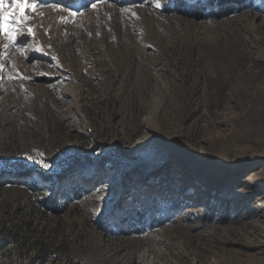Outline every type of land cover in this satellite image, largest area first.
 Masks as SVG:
<instances>
[{
    "label": "rangeland",
    "instance_id": "1",
    "mask_svg": "<svg viewBox=\"0 0 264 264\" xmlns=\"http://www.w3.org/2000/svg\"><path fill=\"white\" fill-rule=\"evenodd\" d=\"M220 1L35 0L0 36V264H264V158L234 153L264 0Z\"/></svg>",
    "mask_w": 264,
    "mask_h": 264
},
{
    "label": "snow or ice",
    "instance_id": "2",
    "mask_svg": "<svg viewBox=\"0 0 264 264\" xmlns=\"http://www.w3.org/2000/svg\"><path fill=\"white\" fill-rule=\"evenodd\" d=\"M10 4V9L4 7L5 3ZM38 5L35 0H0V36H5L7 40L14 47H19L17 45V29L22 26L23 22L27 21L29 17L25 15L26 11H35ZM95 8V4L92 5ZM156 7H160L157 2ZM28 34L32 33V29L29 27L27 29ZM8 47V45H4ZM39 51V49H37ZM4 65H0V69H3ZM23 78V77H22ZM27 159H31L28 157ZM41 166L45 169L49 168L46 161H39Z\"/></svg>",
    "mask_w": 264,
    "mask_h": 264
},
{
    "label": "bare ground",
    "instance_id": "3",
    "mask_svg": "<svg viewBox=\"0 0 264 264\" xmlns=\"http://www.w3.org/2000/svg\"><path fill=\"white\" fill-rule=\"evenodd\" d=\"M215 68V67H214ZM262 83H264V81L262 82ZM251 86V85H250ZM260 88H261V90L263 91V94H264V86H260ZM238 90H236V92H237ZM243 102V101H242ZM260 108H262V110L264 111V105H261L260 106ZM232 117V116H231ZM251 120V119H250ZM262 121V120H261ZM232 123V122H231ZM237 125V124H236ZM253 134H255V133H253ZM244 136V135H243ZM251 136V135H250ZM233 137H235V136H233ZM253 137V136H252ZM242 138V137H241ZM233 141V140H232ZM228 142V141H227ZM243 142V141H242ZM251 142V141H250ZM253 142H255L254 140H253ZM233 143V142H232ZM235 143V142H234ZM257 144H259V145H249V144H246L245 146H243L242 148H237L235 151H234V153H235V155L236 156H240V155H245V154H250V155H253V158H257V159H259V158H264V140H262V143H257ZM227 145H229V144H227ZM232 145V144H231ZM238 145V144H237ZM261 145V146H260ZM141 148L143 147V146H140ZM229 150V149H228ZM142 152L144 153V154H148L149 152H147L146 150H145V148H143L142 149ZM252 157V156H251ZM257 172H255L253 175H255ZM260 173H257L255 176H257V177H262V175L263 174H260ZM252 178H253V176H252ZM255 178V177H254ZM253 178V179H254ZM256 179V178H255ZM254 179V180H255ZM258 182V181H257ZM259 183V182H258ZM260 185V184H259ZM260 198H262V197H260ZM259 205V204H258ZM259 208V207H258ZM262 209V208H261ZM148 255H150V253L148 254ZM144 264H158V260H148V261H146Z\"/></svg>",
    "mask_w": 264,
    "mask_h": 264
},
{
    "label": "trees",
    "instance_id": "4",
    "mask_svg": "<svg viewBox=\"0 0 264 264\" xmlns=\"http://www.w3.org/2000/svg\"><path fill=\"white\" fill-rule=\"evenodd\" d=\"M225 1H230V0H221L218 4H222V2H225ZM183 8L186 9V10H190L193 13H195L196 18H201L202 17V11H199L198 9H195V8L189 9L190 7H188V6H183ZM31 173H32V171H27L25 169H21V170H18L16 173H14L13 176H15V177L30 176ZM42 176L44 178H46L47 180L49 178L48 176H46L44 174ZM2 178H4V181H1ZM6 179H9V178L8 177H5L2 173H0V186H3L4 184H6V182H5ZM137 213L139 215H142L141 211L140 212H137Z\"/></svg>",
    "mask_w": 264,
    "mask_h": 264
}]
</instances>
